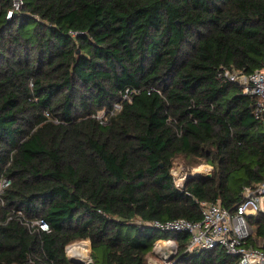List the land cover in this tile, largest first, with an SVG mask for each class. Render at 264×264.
Wrapping results in <instances>:
<instances>
[{"label":"trees","instance_id":"1","mask_svg":"<svg viewBox=\"0 0 264 264\" xmlns=\"http://www.w3.org/2000/svg\"><path fill=\"white\" fill-rule=\"evenodd\" d=\"M24 1L8 19L0 0V264H74L65 249L84 240L93 264H149L159 238L178 242L175 264H235L150 223L199 222L201 202L234 212L264 181L254 100L217 77L264 66V0ZM127 88L141 92L93 117ZM178 157L214 172L179 190ZM249 221L261 247L264 214Z\"/></svg>","mask_w":264,"mask_h":264},{"label":"built area","instance_id":"2","mask_svg":"<svg viewBox=\"0 0 264 264\" xmlns=\"http://www.w3.org/2000/svg\"><path fill=\"white\" fill-rule=\"evenodd\" d=\"M11 1L12 6L7 13L8 19H12L21 13L25 5L24 0ZM242 76L245 77L244 84L238 83V79ZM217 77L222 82H233L242 87L243 94L254 100L253 107L256 119L264 125V66L250 74L221 66ZM140 92V88L125 89L121 93V100L114 103L111 109L100 111L93 117L101 124H107L111 117L122 111L124 102H131L133 96L140 94ZM46 116L54 123L60 122L52 117L49 112ZM189 172L183 165L174 164L171 173L177 189H184L185 182L191 177ZM11 183L12 180L9 177L4 174L0 175V196ZM200 207L202 220L199 222L177 219L165 222L155 221L150 225L162 233L188 235L185 253L192 254L201 249L212 250L220 247L236 259L235 264H264V236L261 247L247 246V242L254 236V228L249 221L250 217L264 214V181L244 188L243 200L234 212L225 209L220 204L209 202H201ZM18 215H22V212L18 211ZM26 224L30 229L38 226L43 231L49 230V225L44 220L33 223L27 222ZM82 245L86 248L84 259L78 256V249ZM65 252L70 260L93 264L89 240L72 243L66 247ZM153 252L157 260L155 258L150 259V264H175L179 254V244L173 238H159L154 244Z\"/></svg>","mask_w":264,"mask_h":264},{"label":"rangeland","instance_id":"3","mask_svg":"<svg viewBox=\"0 0 264 264\" xmlns=\"http://www.w3.org/2000/svg\"><path fill=\"white\" fill-rule=\"evenodd\" d=\"M175 163H177V165H183L184 167H186V169H188L190 172H189V174H190V176H192L193 175V173H194V170L195 169H198L199 167H205L206 168V172L204 173V174H201V176H207V175H209V174H211V173H213L214 172V167L213 166H210V165H208V164H201V165H199V166H192V165H189V164H187L186 163V161H185V159L183 158V157H178V158H176L175 159V161H174V164ZM174 166V165H173ZM174 170V169H173ZM200 176V175H199ZM83 248H85L84 247V245H82V246H80V248L79 249H83ZM153 258H155V256H151L150 257V259H153ZM149 259V260H150ZM156 259V258H155ZM157 260V259H156ZM150 264V263H149Z\"/></svg>","mask_w":264,"mask_h":264},{"label":"bare ground","instance_id":"4","mask_svg":"<svg viewBox=\"0 0 264 264\" xmlns=\"http://www.w3.org/2000/svg\"><path fill=\"white\" fill-rule=\"evenodd\" d=\"M206 168L205 167H199L198 169L194 170V175H199V174H204L206 172ZM78 256H80L82 259H84L86 257V248L83 249H78Z\"/></svg>","mask_w":264,"mask_h":264},{"label":"water","instance_id":"5","mask_svg":"<svg viewBox=\"0 0 264 264\" xmlns=\"http://www.w3.org/2000/svg\"><path fill=\"white\" fill-rule=\"evenodd\" d=\"M244 79H245L244 76L240 77V78L238 79V83H240V84H244ZM199 175L201 176V174H199ZM199 175H192L190 178H195V177H197V176H199ZM208 176H212V173L209 174ZM172 258H174V257H172ZM71 262L74 263V264H84V263L81 262V261H74V260H71Z\"/></svg>","mask_w":264,"mask_h":264}]
</instances>
